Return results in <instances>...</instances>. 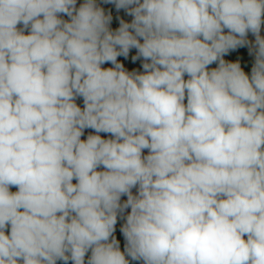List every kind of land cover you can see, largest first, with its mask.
<instances>
[{
	"label": "clouds",
	"instance_id": "obj_1",
	"mask_svg": "<svg viewBox=\"0 0 264 264\" xmlns=\"http://www.w3.org/2000/svg\"><path fill=\"white\" fill-rule=\"evenodd\" d=\"M262 29L264 0H0V264H264Z\"/></svg>",
	"mask_w": 264,
	"mask_h": 264
},
{
	"label": "crops",
	"instance_id": "obj_2",
	"mask_svg": "<svg viewBox=\"0 0 264 264\" xmlns=\"http://www.w3.org/2000/svg\"><path fill=\"white\" fill-rule=\"evenodd\" d=\"M112 13H117V12L112 11ZM117 14H120V16L123 17L126 20H130L131 19L130 17H127L126 15H124L123 11H121L120 13H117ZM112 27L113 28L118 27V21H113ZM262 35H264V29H262ZM249 38L250 39H254V37H251V35L249 36ZM133 54H134V52H133ZM225 58L229 59V60H237V59L240 60L242 68H244V70L246 72L250 73V69H251V66H252V63H253V57L248 55V52H247L246 48L238 49L235 52L230 53ZM126 66L129 67V69H131L133 67V65H131L130 63H127ZM214 66L215 65H213V67ZM135 67H139V62H137V65H135ZM77 102H78V104H80L81 107L83 106L82 100H78ZM88 131H90V130H86L84 138H86V135L88 134ZM102 135H104V134H102ZM13 190H15V189H13ZM120 223H122V222H120ZM119 226L120 225L118 223L116 236H117V239L120 240L121 248L123 249V243L124 242H123L122 235L119 233Z\"/></svg>",
	"mask_w": 264,
	"mask_h": 264
},
{
	"label": "rangeland",
	"instance_id": "obj_3",
	"mask_svg": "<svg viewBox=\"0 0 264 264\" xmlns=\"http://www.w3.org/2000/svg\"><path fill=\"white\" fill-rule=\"evenodd\" d=\"M82 2H83V0H78V6H79V3H82ZM98 2H99V0H98ZM101 6L104 7L106 11H108V10L115 11L114 6H112V5H103L102 4Z\"/></svg>",
	"mask_w": 264,
	"mask_h": 264
},
{
	"label": "built area",
	"instance_id": "obj_4",
	"mask_svg": "<svg viewBox=\"0 0 264 264\" xmlns=\"http://www.w3.org/2000/svg\"><path fill=\"white\" fill-rule=\"evenodd\" d=\"M113 14V17H114V20L113 21H116L115 20V17L117 16V15H120V14H117V13H112Z\"/></svg>",
	"mask_w": 264,
	"mask_h": 264
}]
</instances>
